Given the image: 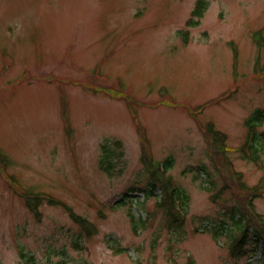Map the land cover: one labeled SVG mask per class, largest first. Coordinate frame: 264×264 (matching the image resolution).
Instances as JSON below:
<instances>
[{
	"label": "rangeland",
	"instance_id": "1",
	"mask_svg": "<svg viewBox=\"0 0 264 264\" xmlns=\"http://www.w3.org/2000/svg\"><path fill=\"white\" fill-rule=\"evenodd\" d=\"M196 2L0 0V150L9 159L0 167V264H264L252 240L238 253L229 246L239 233L232 211L247 220L250 200L264 219V190L250 199L228 173L246 188L262 175L235 149L246 119L264 110V52L251 36L264 29V0H208L184 45L178 30ZM117 81L132 101L119 98ZM131 105L153 160L171 158L166 174L187 195L181 223L157 205L158 189L150 195ZM207 124L229 147L217 158ZM104 149L112 175L100 168ZM20 189L61 200L95 231L45 200L36 215Z\"/></svg>",
	"mask_w": 264,
	"mask_h": 264
},
{
	"label": "trees",
	"instance_id": "2",
	"mask_svg": "<svg viewBox=\"0 0 264 264\" xmlns=\"http://www.w3.org/2000/svg\"><path fill=\"white\" fill-rule=\"evenodd\" d=\"M205 6H206L205 0H197L195 7L192 11V14L195 16H201L202 12H203V8H205ZM187 23H188V25H193V24H196L197 21H193L192 19H190V20H188ZM252 37H253L254 42L257 44L258 49H260L259 53H263L264 52V32H262V30L254 31L252 33ZM233 52H234V55L236 56V49L235 48H234ZM259 59H260V56L257 57L256 64L254 66V69H255L254 71L256 73L262 74L263 68L260 65ZM262 113H264V112L258 109L253 113V117L255 119H258ZM247 124L249 125L250 133L248 134L247 140L240 147L241 154H243L244 157H247L249 160L253 161L254 163H257L259 165V167L263 170V176L260 178L258 184L256 186H253L252 188H247V191L251 192V195H255V194H259L260 189L264 187V161L261 159V152L264 149V131L261 132L260 135L258 133H256V131L254 129L253 119H250ZM205 133L213 135V140H214L213 145H214V151L216 153L218 150L223 149L221 146L222 139H223L222 134H220L216 131H213L212 127H210V126L206 127ZM250 135L252 136L251 137L252 141L250 143H248V140L250 139V137H249ZM117 144H118V142H117ZM104 152H105V154H103L100 158V166L102 167V169H104L110 173V172H112V169H113L112 159H111V156L109 154V151L104 149ZM141 160L144 163V165L146 166L147 170L150 172V176L152 177L151 185L153 187L159 185L162 188L161 190L163 193V197L158 202L159 205L165 207L167 209L169 215L175 221L177 219V216H178L177 209H176V200H181V202H182L184 199L187 198L186 195L183 194L178 189H175V190L171 189L169 186V183L167 184L165 182L164 178L159 175L158 166H157V164L153 165L151 156L148 153V151L144 145L142 147ZM0 161H3L2 157H0ZM231 176H232L233 181L236 184H239L242 187H245L242 180H241V177L238 173H234ZM21 191H23L22 196L27 198V200H26L27 205L30 208H32V210H33V207L35 206V204L32 202V200H35L36 198H40V197L42 199L45 198V199H47V201L49 203L60 204L74 221H76L82 227H84V229H86L88 233L92 232V226L89 224V222L86 219H84L81 216L74 213L73 210L68 205H66L64 202L59 201V200H55L51 197H47V196H45L44 193H32L29 191H25L23 189ZM31 197H33V198H31ZM246 213L249 216L250 224L248 223L245 226L241 225V228L238 230L239 231L238 236H236L232 239V240H234L231 244L233 252H235L237 248L241 249L242 246L244 245V243L246 242V240H252L254 247H256V248L259 247V249L264 254V220H262L261 218H258L256 215L252 214L251 210H250V212L248 210H246ZM234 215H235V213L231 214V217L234 218L235 217ZM236 215H238L237 212H236ZM238 218H239L238 220H241L240 216H238Z\"/></svg>",
	"mask_w": 264,
	"mask_h": 264
}]
</instances>
